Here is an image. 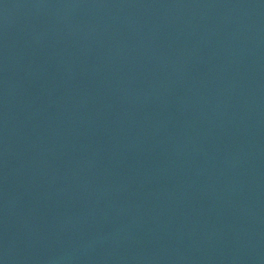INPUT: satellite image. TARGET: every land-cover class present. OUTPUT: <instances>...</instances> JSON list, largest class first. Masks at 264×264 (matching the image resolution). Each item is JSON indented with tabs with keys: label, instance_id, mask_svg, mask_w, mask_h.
<instances>
[{
	"label": "water",
	"instance_id": "obj_1",
	"mask_svg": "<svg viewBox=\"0 0 264 264\" xmlns=\"http://www.w3.org/2000/svg\"><path fill=\"white\" fill-rule=\"evenodd\" d=\"M0 264H264V0H0Z\"/></svg>",
	"mask_w": 264,
	"mask_h": 264
}]
</instances>
